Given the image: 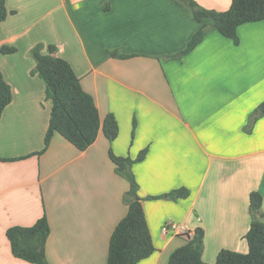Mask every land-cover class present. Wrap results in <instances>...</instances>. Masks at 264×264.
Returning a JSON list of instances; mask_svg holds the SVG:
<instances>
[{
	"label": "crops",
	"instance_id": "crops-1",
	"mask_svg": "<svg viewBox=\"0 0 264 264\" xmlns=\"http://www.w3.org/2000/svg\"><path fill=\"white\" fill-rule=\"evenodd\" d=\"M227 10L232 0H196ZM0 23V69L13 100L0 118V264H33L12 252L7 230L46 215L51 264H107L110 239L127 214L129 181L116 155L135 158L139 195L155 250L137 264H169L188 237L167 223L204 230L203 259L222 249L248 252L250 195H263L264 20L238 28L240 42L207 24V34L182 58L201 23L175 0H6ZM38 43L55 44L95 99L113 113L119 135L101 132L81 150L59 133L45 137L53 102L34 73ZM16 47L12 53L2 46ZM118 55H113L112 52ZM46 52V49L44 50ZM123 55V56H122ZM40 152V153H39ZM186 187L178 200L148 198Z\"/></svg>",
	"mask_w": 264,
	"mask_h": 264
},
{
	"label": "trees",
	"instance_id": "trees-1",
	"mask_svg": "<svg viewBox=\"0 0 264 264\" xmlns=\"http://www.w3.org/2000/svg\"><path fill=\"white\" fill-rule=\"evenodd\" d=\"M188 7L197 21L201 23L188 45L172 55L182 58L193 51L204 39L209 23L212 29L223 36L240 42L238 28L248 22L264 20V0H232L227 10L219 11L201 6L196 0H175ZM8 16L6 0H0V23ZM208 22V23H207ZM46 49V52L44 50ZM16 47L2 46L4 53L15 52ZM55 44L38 43L31 54L36 61L34 73L39 74L46 83L47 97L52 100L50 124L45 137L48 147L55 133L61 134L77 148L87 149L103 132L110 142L119 135V123L113 113L102 117L94 97L84 89L81 78L72 65L58 56ZM118 55L117 52H112ZM123 56V55H122ZM13 100V89L0 69V118L5 108ZM264 116V101L253 113ZM40 153V152H39ZM110 157L116 165V171L125 177L130 188L124 196L128 205L127 214L118 222L112 232L107 264H137L149 257L155 250L149 228L143 197L139 195V184L133 172V165L142 161L147 149H143L135 158L116 155L110 149ZM0 160H6L1 158ZM189 189L180 187L173 191L148 198L169 197L174 200L186 198ZM263 195L253 191L250 195L251 225L245 238L248 252L222 249L215 264H264V213ZM51 233V225L46 215L30 226L14 225L8 228L7 237L11 242L13 254L33 264H51L47 258L46 244ZM204 230L198 227L185 245L177 248L170 256L169 264H209L203 259Z\"/></svg>",
	"mask_w": 264,
	"mask_h": 264
},
{
	"label": "built area",
	"instance_id": "built-area-1",
	"mask_svg": "<svg viewBox=\"0 0 264 264\" xmlns=\"http://www.w3.org/2000/svg\"><path fill=\"white\" fill-rule=\"evenodd\" d=\"M174 230L179 235H185L186 237L192 236L194 231H192L187 225L179 223H167L163 226V232L168 233Z\"/></svg>",
	"mask_w": 264,
	"mask_h": 264
}]
</instances>
